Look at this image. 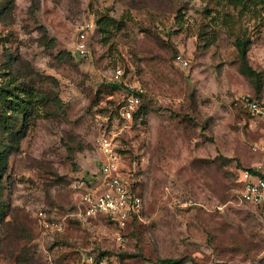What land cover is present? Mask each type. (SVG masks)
I'll return each mask as SVG.
<instances>
[{
    "label": "rangeland",
    "instance_id": "obj_1",
    "mask_svg": "<svg viewBox=\"0 0 264 264\" xmlns=\"http://www.w3.org/2000/svg\"><path fill=\"white\" fill-rule=\"evenodd\" d=\"M238 34L259 94L240 72ZM116 68L143 90L130 120ZM8 80L37 101L26 121L7 112L24 135L0 178V264H264V204L238 198L241 168L264 164V122L243 106L264 101V0H0ZM101 134L143 201L124 228L78 215L77 182L101 180Z\"/></svg>",
    "mask_w": 264,
    "mask_h": 264
},
{
    "label": "built area",
    "instance_id": "obj_2",
    "mask_svg": "<svg viewBox=\"0 0 264 264\" xmlns=\"http://www.w3.org/2000/svg\"><path fill=\"white\" fill-rule=\"evenodd\" d=\"M75 50L81 57L88 53L84 26H81L77 32ZM174 60L182 67L188 65L187 59L179 53L175 55ZM111 82L122 85L125 89L120 114L123 118L130 120L141 104L140 95L143 90L123 81V72L120 68L114 70ZM243 106L252 117L264 122V101L253 97L244 98ZM96 145L103 157L99 162L101 180L93 185L91 182L94 178L77 182V187L83 190L78 202V215L84 219L105 216L118 227L124 228L133 217H139L143 207L142 197L127 182V177L122 173L121 158L111 138L101 134L96 139ZM260 151L264 156V146ZM239 182L238 198L241 202L252 205L264 204V164L258 162L251 167L241 168ZM39 216H43L41 211Z\"/></svg>",
    "mask_w": 264,
    "mask_h": 264
},
{
    "label": "trees",
    "instance_id": "obj_3",
    "mask_svg": "<svg viewBox=\"0 0 264 264\" xmlns=\"http://www.w3.org/2000/svg\"><path fill=\"white\" fill-rule=\"evenodd\" d=\"M96 23H99V20H97ZM250 43L251 40L248 36L245 34H238L235 37L233 45L240 60V72L252 81L253 85L258 88L257 92L259 94L262 85V74L252 68L248 63L247 52L249 50ZM12 83V80H8L5 83L0 84V127H2L1 129L4 131L7 140L6 144L0 146V178L3 169L7 165L8 156L17 148L19 139L24 135V131L22 130L24 128L23 124L16 130L12 129L13 122L11 121V114H14L15 112L21 113L22 121H26L27 116L30 114V108H32V105L37 101V98L33 95L32 90L23 86L11 85ZM110 86L113 89H122V85L110 84ZM141 96L142 94L140 97ZM255 99L263 101L260 97ZM141 108L142 105L140 104L139 108L133 113L132 117H134L135 114L141 110ZM8 111H10L11 114H7ZM121 171L123 173V169ZM106 219L110 221L109 218ZM137 219V217H133L129 223H134ZM160 261L168 264H174L176 262L171 258H163L160 259Z\"/></svg>",
    "mask_w": 264,
    "mask_h": 264
}]
</instances>
